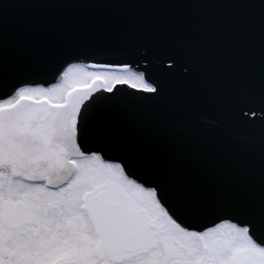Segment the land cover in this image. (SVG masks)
<instances>
[{"label":"water","instance_id":"95a60500","mask_svg":"<svg viewBox=\"0 0 264 264\" xmlns=\"http://www.w3.org/2000/svg\"><path fill=\"white\" fill-rule=\"evenodd\" d=\"M92 63L131 66L158 92L86 101L88 149L200 204L190 228L264 201V0H0V79L50 87Z\"/></svg>","mask_w":264,"mask_h":264},{"label":"snow or ice","instance_id":"6c2138e0","mask_svg":"<svg viewBox=\"0 0 264 264\" xmlns=\"http://www.w3.org/2000/svg\"><path fill=\"white\" fill-rule=\"evenodd\" d=\"M59 75V73H58ZM52 86L0 79V264H264V201L204 229V208L139 162L85 146L96 94L157 93L128 65L72 64Z\"/></svg>","mask_w":264,"mask_h":264}]
</instances>
